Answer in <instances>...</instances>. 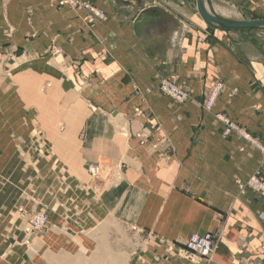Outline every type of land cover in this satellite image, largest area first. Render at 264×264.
I'll return each instance as SVG.
<instances>
[{
	"label": "crops",
	"instance_id": "1",
	"mask_svg": "<svg viewBox=\"0 0 264 264\" xmlns=\"http://www.w3.org/2000/svg\"><path fill=\"white\" fill-rule=\"evenodd\" d=\"M231 1L243 20L264 19V0ZM91 5L104 20L56 0H0V98L12 124H38L48 143L37 159L27 138L24 166L20 147L0 144V264H190L165 243L206 233L215 251L199 264H264V201L236 184L256 171L264 181V156L215 117L264 147V28L209 35L195 0ZM161 77L188 101L162 94ZM92 164L108 173L101 193L86 186ZM18 208L48 216L28 251Z\"/></svg>",
	"mask_w": 264,
	"mask_h": 264
},
{
	"label": "rangeland",
	"instance_id": "2",
	"mask_svg": "<svg viewBox=\"0 0 264 264\" xmlns=\"http://www.w3.org/2000/svg\"><path fill=\"white\" fill-rule=\"evenodd\" d=\"M91 1L92 0H90V4H91ZM228 1L229 2H227V3L220 4L217 1L210 2L209 0H205L204 2L208 3V5L205 6V9L207 7H209V9L207 8L209 10V12H210V10L216 11L219 9H228V10L232 9L233 12L231 10L230 11L232 12L233 18H236L238 20H243L244 18L242 19V16L240 15L239 6H236L237 10H235L234 9V7H235L234 3H232L231 0H228ZM195 6H196V1H195ZM60 7H63V6L60 5ZM71 9L76 10V11H80V9H78V6L71 7ZM196 11H197V8H196ZM86 19H87V22L89 24L94 23V21H90V16H87ZM255 20H264V19L255 18V19H252L249 21H255ZM202 22L204 23V21H202ZM217 30L225 31L228 33H232V32H238L239 33V32H241L242 34H249L250 35L249 32L261 31V30H263V28L259 27V28H255V29H244V30L238 29V30H231V31H226V30H221V29H217ZM212 31H214V30L209 29L208 34H209V32H212ZM204 38H207V35H204ZM199 41L201 42V38L199 39ZM3 55H5V54H3ZM7 59L8 58H4L3 60H0V68H3L5 65L8 64L9 61ZM9 77H10L9 74H3L2 76L0 75V78H2V81H3L2 82L3 84L9 83V81H8ZM161 80L168 81L171 83H175V81L173 79H169L167 77H161V78H159L158 81L160 82ZM220 86H221L220 90L212 98L211 103H210L211 95L214 92L213 87L207 93H205L203 100H202V103H201V109L203 111H205L204 110L205 107H207V110L210 109V107L213 105V103L217 100L218 96L220 95V93L222 92V89H223V85L220 84ZM232 95H234V94H229L230 97ZM10 101H11V98H9L8 95H6L5 98H0V144L4 146L6 144L8 145L9 143H11L15 147H20L21 148V155L18 159H19V161H20V159L23 160V163H24L23 166H24L25 162H26V157H24L26 150H27L26 145L28 146V144L26 143V140L29 137L31 139L36 138L34 143L35 144L37 143L39 145V146L36 145L35 150H34V154H35L36 158L39 159V158H43L44 156L47 157L46 155H47V151H48L47 150L48 149L47 148L48 143L43 140L44 136H43L41 129H40V126L38 124L31 123V122L26 124L25 121L22 124H17V123L12 124L11 123V121H10L11 120V114H12L11 111L13 108H11L9 105ZM207 104H209V105H207ZM216 117H219V118L225 120L226 122H228V126L230 127V123H229L230 120L224 114L219 113V114H217ZM222 127H223L222 128V136L226 137L227 133L229 131H228V129L225 128V126L222 125ZM238 130H240V132H238ZM242 131L243 130L241 128L237 127L236 125H234V127L232 128V134L233 133H236V134L241 133ZM21 132H25V133H21ZM19 133L23 134V136ZM248 137H249L250 142L254 145L255 140L250 135H248ZM31 139L30 140L28 139L29 142H33ZM258 147H259L260 153L264 156V147L263 146L262 147L258 146ZM22 153H24V154H22ZM87 174H88V182H87L86 186L90 191H93V193L96 194L97 192L101 193V191L106 189L108 173L105 170H103V167L101 165H99V164L89 165L87 167ZM257 176H258V178H257ZM253 177H256L257 180L259 181V184L264 187V181L261 178L259 171H256L253 174ZM0 180L4 181V180H8V178L0 177ZM236 184H237V188L239 189V191H241V192H245L246 190L252 191L253 193L257 194L261 200L264 201V197L261 196V194L259 193L258 186L251 185L248 179L245 181H237ZM39 215L45 216V219H44L45 221L41 227L36 228V226H38V225L34 224V222H35V218L38 217ZM15 220H17V221H15L16 223H14L17 226V229L14 230L15 229V227H14L13 233L15 234L14 235L15 240H17V237L19 238V241H17V243L15 241V243H16V245L21 246L25 250L28 251V250L32 249V247H30L31 243L30 244L28 243L29 245L25 244L26 243L25 238L27 236L32 237V236H36V235H38V236L34 237L33 239L41 237V234L44 232V230L47 228V225H48V216L46 214V211L42 210V209H36L34 211L27 212L24 209L18 208L16 210V219ZM28 229H29V231H28ZM204 235H209L211 237V239H210L211 240V246H213L211 254H213L215 251V245H216L215 236L212 235L211 233H206ZM204 235H199V236H204ZM191 236H193V235H191ZM191 236H189L188 239ZM188 239L182 243L166 242L164 245L166 253L168 255H170L171 257L179 258V259H181L187 263H190V264H199L201 262H209L211 259V256H201L198 252L192 251L188 248V244H187Z\"/></svg>",
	"mask_w": 264,
	"mask_h": 264
},
{
	"label": "built area",
	"instance_id": "3",
	"mask_svg": "<svg viewBox=\"0 0 264 264\" xmlns=\"http://www.w3.org/2000/svg\"><path fill=\"white\" fill-rule=\"evenodd\" d=\"M63 4H69L71 7L78 6V9L80 10H86L88 11L91 16H90V21L94 20H99L102 19L103 16H101L95 8L91 7L90 0H66L64 2H61L60 5ZM175 83H171L168 81L161 80L159 82L160 88L163 91H166L167 89H172ZM181 100H184L183 96H180ZM253 178V179H252ZM249 182L251 185L258 186L259 188V193L261 196L264 197V187L259 184V181L257 180L256 177H252ZM45 216L39 215L38 217L35 218L34 224L38 225L36 228H39L42 226L44 223ZM29 231V229H28ZM211 237L209 235H204V236H198V235H193L191 236L188 241V248L192 251L198 252L201 256H210L212 253V248L211 246Z\"/></svg>",
	"mask_w": 264,
	"mask_h": 264
},
{
	"label": "bare ground",
	"instance_id": "4",
	"mask_svg": "<svg viewBox=\"0 0 264 264\" xmlns=\"http://www.w3.org/2000/svg\"><path fill=\"white\" fill-rule=\"evenodd\" d=\"M64 1H66V0H56V3H57V5L58 6H60V3L61 2H64ZM202 1V7H203V9H204V11L206 12V13H208V14H211V15H213V16H215L216 18H218V19H221V20H223V21H226V22H248V21H245V20H238V19H236V18H233V16H232V13H231V11L230 10H225V9H219V10H216V11H211L210 10V12H209V7H207L206 9H205V6L206 5H208V3L207 2H204L205 0H201ZM206 3V4H205ZM205 4V5H204ZM63 7L64 6H67V7H69L70 9H71V6L69 5V4H63L62 5ZM91 7L92 8H94L92 5H91ZM101 16H103V18L102 19H99V20H104V15H103V13L102 12H100V11H98V10H96ZM80 12H84V13H86V15L87 16H91V14L88 12V11H86V10H80ZM198 13V12H197ZM199 15V14H198ZM87 16H86V18H87ZM200 17V16H199ZM201 19V18H200ZM94 21H96V20H94ZM206 25V24H205ZM214 25H216V24H214ZM209 28V27H208ZM211 29V28H210ZM218 28H215V29H213V30H217ZM157 85H158V88L160 89V91H161V93L162 94H164L165 96H167V97H169L170 99H172L176 104H178V105H183L184 103H186L187 101H188V96H187V93L182 89V88H180L176 83L174 84V86H173V88L171 89H167L166 91H163L161 88H160V85H159V81H157ZM220 88H221V86H218V87H216L215 88V90H214V92H213V94L211 95V100H210V103H211V101H212V98L217 94V92L220 90ZM230 94H232V93H230ZM180 96H183L184 97V100H181L180 99ZM209 103V104H210ZM209 104H207V105H209ZM214 104V103H213ZM213 106V105H212ZM211 106V107H212ZM211 107H210V109H208L207 110V107H205L204 108V110L206 111V112H210L211 111ZM217 116V115H216ZM215 116V117H216ZM217 118V120H219L222 124H223V126H225V128L226 129H228V133H227V135L228 134H230V133H232V128L234 127V124L233 123H231L230 121H229V123H230V127L228 126V122H226L225 120H223V119H221V118H219V117H216ZM238 132H240V130H238ZM238 135H240L244 140H246V141H248L249 143H251L250 142V140H249V137H248V135L244 132V131H242L241 133H237ZM252 144V143H251ZM253 145V144H252ZM254 145L259 149V147L258 146H260L259 144H257V143H254ZM253 177V175L250 177V178H248V180H250L251 178ZM257 178H258V176H257ZM253 179V178H252ZM199 236V235H198ZM212 255V254H211ZM210 255V256H211Z\"/></svg>",
	"mask_w": 264,
	"mask_h": 264
},
{
	"label": "water",
	"instance_id": "5",
	"mask_svg": "<svg viewBox=\"0 0 264 264\" xmlns=\"http://www.w3.org/2000/svg\"><path fill=\"white\" fill-rule=\"evenodd\" d=\"M196 1V8L197 12L201 18L202 21L206 24L207 27L211 29H221L226 31L231 30H244V29H255L262 27L264 28V20H255V21H248V22H226L221 19L216 18L215 16L208 14L204 11L202 7V1L201 0H195ZM216 24V25H214Z\"/></svg>",
	"mask_w": 264,
	"mask_h": 264
}]
</instances>
